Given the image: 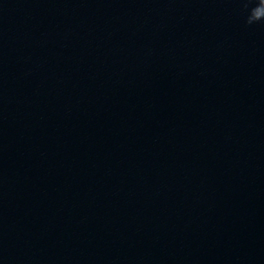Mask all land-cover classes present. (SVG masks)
<instances>
[{
  "label": "water",
  "instance_id": "1",
  "mask_svg": "<svg viewBox=\"0 0 264 264\" xmlns=\"http://www.w3.org/2000/svg\"><path fill=\"white\" fill-rule=\"evenodd\" d=\"M241 0H0V264H264V24Z\"/></svg>",
  "mask_w": 264,
  "mask_h": 264
},
{
  "label": "clouds",
  "instance_id": "2",
  "mask_svg": "<svg viewBox=\"0 0 264 264\" xmlns=\"http://www.w3.org/2000/svg\"><path fill=\"white\" fill-rule=\"evenodd\" d=\"M241 3L246 12V25L264 24V0H241Z\"/></svg>",
  "mask_w": 264,
  "mask_h": 264
}]
</instances>
